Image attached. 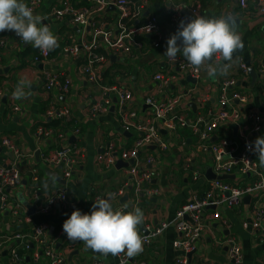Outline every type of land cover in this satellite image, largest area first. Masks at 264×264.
<instances>
[{
    "label": "crops",
    "instance_id": "obj_1",
    "mask_svg": "<svg viewBox=\"0 0 264 264\" xmlns=\"http://www.w3.org/2000/svg\"><path fill=\"white\" fill-rule=\"evenodd\" d=\"M98 1L107 3V6L94 14L87 27L77 25L71 19L56 22L49 16L54 7L93 9L99 6ZM117 1L42 0L41 7L34 14L44 18L42 23L58 37L59 46L40 63L36 62L39 49L25 44L15 32H0V164L10 159L3 146L4 139H11L26 155L22 164V181L8 191L9 206L0 211V237L5 239L0 250V264H52L45 254L47 250L61 254L65 264H117L118 256H103L91 249L85 250L83 242L69 241L62 225L73 210L90 214L95 199H107L109 194L125 185H128L125 196L113 197L111 203L114 209L125 204L128 205L125 211L135 207L142 209L145 219L139 228L140 235L175 220L177 211L194 197L202 199L208 193L222 196L213 189L214 180L207 178L213 167L212 153L199 150L191 128L178 127L176 131H162L169 144L167 151L151 147L142 152L143 163L147 158L156 160L153 165L144 164L141 168L153 172L154 178L148 187L150 185L157 191V195L150 197L142 193L137 199L139 181L129 175L132 161L126 156V150L134 148L137 136L123 130L118 100L114 98L109 113L94 116L91 112L94 104L103 102V87L114 86L132 92V99L124 111L134 112L138 120L148 119L152 113L146 104L148 98L155 97L159 103H168L187 93H191V97L185 96L169 118L177 117L193 123L218 112L222 95L219 85L226 76L205 72L194 83L189 75L174 68L164 55L167 40L177 31L172 20L173 5H200L203 16L209 18L226 17L227 12L232 14L228 17L234 18L243 39V49L234 54V59L239 57L232 67L238 79L235 89L247 94L248 102L244 106L243 119L234 124L237 129L233 125L224 127L221 134L229 137L232 145L240 150L249 115L259 114L264 123V14L260 11L264 3L259 5L254 0H247V8L243 9L239 0H146L141 12L142 8L133 6V16L131 10L122 12ZM25 2L28 4L29 0ZM153 17L159 21V37L143 31ZM120 40L130 47V52L114 51L112 43ZM92 44L94 54L98 56L92 66L97 76L95 82H91L84 73V67L89 63L88 51L83 50L78 55H67L65 51L71 46ZM178 57L184 59L182 54ZM243 65L248 67V75L240 69ZM251 69L258 75L256 83L250 74ZM159 74L174 77L169 89L161 91L154 80ZM22 76L31 80V94L27 99L16 100L12 92ZM50 78H56L59 84L52 91L45 87ZM67 80L70 81V90L64 93L62 90ZM193 103L195 109L192 108ZM53 108L68 109L69 121L50 116ZM59 120L62 122H57ZM39 129L52 134L39 136ZM261 137H264V132ZM217 140L216 137L212 139L213 142ZM111 142L117 145L120 157L114 166L105 169L98 163V158ZM72 146L78 147L81 155L72 177L66 181L62 171L48 165L44 159L63 147ZM121 161L129 167L118 165ZM253 161L259 164L256 154ZM186 164L190 172L185 170ZM259 168L264 177V168ZM50 175L56 177L55 183ZM229 176L233 178L223 182L241 190L254 187L259 182L258 177L241 175L237 171ZM55 187L67 190L70 205L67 209L56 206L48 214L41 212ZM17 208L19 211L15 213ZM218 210L221 218L213 219L215 211L209 209L207 217L211 220V227L193 253L186 256L175 249L174 242L179 233L171 225L129 264H179V259L185 257L188 264H234L229 258V248L223 243L233 236L239 239L243 248L244 264H264V189L246 193L236 207L223 205ZM43 223L48 226L44 244L33 242L29 236ZM19 233L31 241L29 248L25 240L14 239ZM13 251L17 252L20 261L13 260Z\"/></svg>",
    "mask_w": 264,
    "mask_h": 264
},
{
    "label": "built area",
    "instance_id": "obj_2",
    "mask_svg": "<svg viewBox=\"0 0 264 264\" xmlns=\"http://www.w3.org/2000/svg\"><path fill=\"white\" fill-rule=\"evenodd\" d=\"M146 0H119L117 4L122 12L131 10L133 16L134 10L133 6H139L140 12L144 9L146 5ZM254 3L262 5L264 0H254ZM99 5L97 8H85L78 9L73 6L67 7H54L50 12V17L56 22H62L65 19H71L75 24L82 27H87L92 22V17L95 13L101 12L105 9L107 3L98 1ZM239 4L243 9L247 8V0H239ZM42 5V0H29L28 6L33 10V13L40 8ZM107 6V5H106ZM173 7L172 20L178 29L179 23L182 19L195 16H203L201 6L196 7L189 6L187 4H175ZM264 14V5L260 10ZM130 13V12H129ZM227 12L226 16H231L232 14ZM143 31L151 36L159 37V21L156 17L150 19L148 23L143 27ZM96 48V46H95ZM112 48L115 52H130L131 49L122 40L112 43ZM88 51L89 63L87 67H84V73L91 82H95L97 76L93 71V62L95 57L93 44L89 46H71L65 51L67 55H78L82 51ZM50 53H43L39 50V56L36 58V62L40 63L43 60L48 59ZM217 62H224L216 58ZM170 64L177 68L179 71L189 75L190 79L198 82L206 71H193L189 63L177 57L175 62L170 61ZM244 75H248V67L243 65L240 67ZM262 73L264 74V66L262 67ZM237 74L234 72L233 68L230 69L229 74L223 78L220 82L219 88L222 93L221 99L219 101V110L215 114L208 115L207 117H201L195 122L190 123L184 119L171 117L178 103L185 97H191V93L180 96L174 101L168 103H159L155 97H150L146 100L147 106L152 109V113L148 119L138 120L137 115L132 113H127L124 111V107L127 102L132 99V92L129 90L121 89L120 87H103V102L96 103L92 106L91 112L94 116H102L105 113L110 112V108L113 105L114 98L118 100L121 106V122L123 130L127 133H132L137 136L134 148L132 150H126L127 157L133 162L129 167L128 173L132 178L137 179V199L140 198L142 193L149 195L150 197L156 196L157 191L152 189L148 184H151L154 178L153 172L149 170H142V166L145 164L153 165L155 163V158H147L144 163L141 161V154L147 148L155 147L161 151H167L169 149V144L166 142L162 135L163 130L176 131L178 127L181 128H191L194 135L196 136L198 148L202 153H212L213 155V167L212 171L217 177L229 176L234 172H238L241 175H254L258 177L259 182L254 186L246 190H241L237 187H233L228 183L223 181L214 180L213 189L217 190L222 196L215 197L214 194L208 193L204 198L194 197L186 205L182 206L176 213V218L170 223H162L157 228L151 229L146 235H141L145 238L144 247L152 245L154 241L159 239L164 232L173 225L178 233L179 238L174 242V247L176 250L184 253L186 256L197 250L198 243L201 241L205 232L210 229L211 220L207 217L209 209H214L213 219H220L221 213L219 208L226 205L229 208L236 207L239 205L246 193H252L260 189H264V177L261 175L259 166L253 161L254 152L250 151L248 145L254 147V141L257 137H261L264 132L263 118L257 113L249 115V122L246 128V132L243 135L242 148L238 150L237 146H233L229 140V137L222 135V128L229 127L234 124H238L244 117V106L248 102L247 94L241 90L235 89L238 85ZM174 77L171 75H156L154 80L158 83L161 91L167 90L171 87ZM59 84L56 78H50L46 83V89L52 91ZM70 90V81L67 80L63 87L64 93H68ZM1 89H0V106H1ZM154 114V115H153ZM153 115V117H152ZM50 116L57 119H62L64 121H69L70 111L68 109H55L50 111ZM248 118V115L246 119ZM39 136L51 135V132H46L43 129H39ZM216 137L217 142H213L212 139ZM3 146L9 153L10 159L4 161L0 164V211L5 210L9 206L10 197L8 191L16 188L22 181L23 168L22 164L25 160L26 155L19 150V148L11 141V139H4ZM81 155L79 148L76 146L63 147L57 150L54 154L45 157V161L48 165L55 168H59L65 176L64 179L72 177L73 172L78 164V156ZM119 149L117 145L113 142L109 143L103 151L101 157L98 158V163L109 169L118 162ZM147 168V167H146ZM185 170L189 172L191 169L187 166ZM196 172V176H198ZM37 181V178H34ZM127 186H123L120 190L114 193V197L119 199L125 196L127 191ZM70 205L67 190L63 187H55L53 194L49 198L47 205L41 210L43 213H50L56 206L67 209ZM118 209H125L121 205ZM19 211V208L15 210V213ZM263 217V213H261ZM1 223V219H0ZM48 226L46 223L37 226L32 235L29 238L33 242H40L44 244L43 240L46 235ZM26 235L21 233L14 236L15 240H25L27 248L29 240L26 239ZM7 241L9 239H6ZM3 241L0 237V250L3 247ZM224 244L229 248V258L234 264H244V252L237 237L233 236L223 241ZM46 256L51 259L52 264H65V261L61 254H57L52 250L46 251ZM13 260L15 262L20 261V257L16 251H13ZM133 258H128L126 255L121 254L118 256L117 264H129L133 261ZM179 264H188L187 258L179 259ZM104 264V263H97Z\"/></svg>",
    "mask_w": 264,
    "mask_h": 264
},
{
    "label": "clouds",
    "instance_id": "obj_3",
    "mask_svg": "<svg viewBox=\"0 0 264 264\" xmlns=\"http://www.w3.org/2000/svg\"><path fill=\"white\" fill-rule=\"evenodd\" d=\"M43 17L34 14L25 0H0V32L12 31L25 44L43 53L54 51L58 37L43 24ZM243 49V39L232 17H205L182 19L177 31L167 40L165 56L172 62L182 54L193 71H206L209 75L227 76L239 57L234 54ZM227 63H219L216 58ZM31 80L22 76L12 92L13 99H27L31 92ZM250 151L257 155L258 166L264 168V137H257ZM53 183L56 177H49ZM108 198H97L89 213L75 209L63 222V232L73 242H83L85 250L103 256L126 255L128 258L141 254L145 238L139 228L144 223V212L139 207L130 211L114 209ZM124 209L128 205L123 206Z\"/></svg>",
    "mask_w": 264,
    "mask_h": 264
},
{
    "label": "water",
    "instance_id": "obj_4",
    "mask_svg": "<svg viewBox=\"0 0 264 264\" xmlns=\"http://www.w3.org/2000/svg\"><path fill=\"white\" fill-rule=\"evenodd\" d=\"M226 14H227V13H226ZM226 17H227V16H226ZM250 74H251V76L253 77V82L256 83V82H257V79H258V75H257V73H255L254 69H251V70H250ZM193 82L196 83L195 80H193ZM192 108H193V109L196 108V105H195L194 103H193ZM233 127H234L235 130L237 129V126H236V125H233ZM131 164H133V162H131ZM118 165H120V166H121V165H124V166H128V167H129V165H127L126 163H124V162H122V161L119 162ZM207 178H209L210 180L225 181V180L231 179V178H233V177H232V176H222V177H217V176L213 173L212 169H210ZM125 198H126V197H125ZM248 199H249V198H248ZM190 257H192V255H190Z\"/></svg>",
    "mask_w": 264,
    "mask_h": 264
},
{
    "label": "trees",
    "instance_id": "obj_5",
    "mask_svg": "<svg viewBox=\"0 0 264 264\" xmlns=\"http://www.w3.org/2000/svg\"><path fill=\"white\" fill-rule=\"evenodd\" d=\"M61 120H62V119H61ZM57 122H62V121L59 120V121H57ZM68 127H70V125H68ZM66 128H67V127H66Z\"/></svg>",
    "mask_w": 264,
    "mask_h": 264
}]
</instances>
